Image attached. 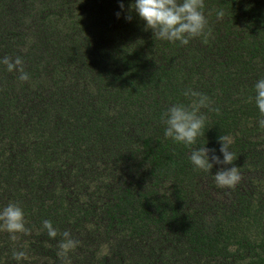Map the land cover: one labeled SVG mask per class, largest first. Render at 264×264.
<instances>
[{"label":"trees","instance_id":"trees-1","mask_svg":"<svg viewBox=\"0 0 264 264\" xmlns=\"http://www.w3.org/2000/svg\"><path fill=\"white\" fill-rule=\"evenodd\" d=\"M134 3L0 0V60L30 76L0 63V210L19 203L32 230H0V264H62L44 220L80 241L71 264H264V0H205L212 35L187 45L154 39ZM190 88L212 110L187 146L163 115ZM221 135L233 164L197 169L195 148L223 160ZM233 166L242 180L218 187Z\"/></svg>","mask_w":264,"mask_h":264},{"label":"clouds","instance_id":"clouds-1","mask_svg":"<svg viewBox=\"0 0 264 264\" xmlns=\"http://www.w3.org/2000/svg\"><path fill=\"white\" fill-rule=\"evenodd\" d=\"M120 7L123 8L124 5L121 4ZM204 9L205 0H135V3L131 5V11L138 13L141 20L146 22L145 30H152L154 39L172 43L179 41L182 45H187L191 39L198 37H203V42L208 43V38L212 35L208 19L211 13L206 15ZM119 15L117 13L118 17ZM224 15L225 12L222 9L216 12L217 19H223ZM126 19L130 21L132 16L129 15ZM0 63L4 64L9 72L18 71L20 81L26 82L30 79L20 57L14 60L11 57H4ZM255 91V103L262 117L259 125L264 129V78L256 82ZM184 95L190 98V102L170 106L163 115V123L167 126L165 129L167 138L191 146L197 143L199 137L205 135L204 128L208 116L202 109L212 110V101L206 94L191 88L185 91ZM252 99L249 97V102ZM214 110L219 112L218 108ZM219 142L223 160L214 154L215 149L203 146L191 151L189 156L191 163L197 169L210 173L214 163L232 165L236 159L235 153L231 150L232 138L228 135H221ZM210 152L213 155L210 156ZM213 178L220 188H234L243 177L239 167L233 166L221 168L213 175ZM27 223L24 209L19 203L9 202L0 210V230L9 233L14 242L18 239L17 234L31 235L32 230L27 227ZM43 228L53 239L58 235L62 237L57 255L62 264H71L69 254L79 246L80 241L74 239L68 231L60 233L50 220L43 221ZM12 257L16 261H21L27 259L28 254L24 250H14Z\"/></svg>","mask_w":264,"mask_h":264}]
</instances>
